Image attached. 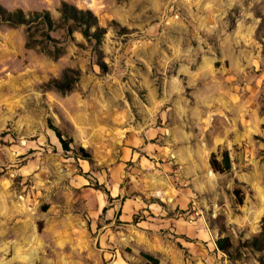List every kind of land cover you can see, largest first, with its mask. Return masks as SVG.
Masks as SVG:
<instances>
[{
	"label": "rangeland",
	"instance_id": "1",
	"mask_svg": "<svg viewBox=\"0 0 264 264\" xmlns=\"http://www.w3.org/2000/svg\"><path fill=\"white\" fill-rule=\"evenodd\" d=\"M0 7V264H264V0Z\"/></svg>",
	"mask_w": 264,
	"mask_h": 264
},
{
	"label": "trees",
	"instance_id": "2",
	"mask_svg": "<svg viewBox=\"0 0 264 264\" xmlns=\"http://www.w3.org/2000/svg\"><path fill=\"white\" fill-rule=\"evenodd\" d=\"M62 14L66 17V18H71L74 21H86V24L88 26H97L98 30H101L99 25H98V20L95 17V15H93V13H91L90 11H80L68 4H64L63 8H62ZM0 15L8 22H18L19 24H25V15L22 11H19L17 13H9L7 11H5L2 7H0ZM58 137L61 140V143L63 145V148L67 151H69V144L66 143L65 141H63L62 136L58 135ZM223 165L224 167L222 168L220 166L219 163H214L212 165L213 169L217 172H229L231 170V160L228 156V154H226L224 156L223 159ZM235 196H236V200H237V204L238 205H243L244 202V195L241 191L237 190L235 191ZM246 246L248 247H252L254 249H262L264 247V225L262 226V231L260 233L259 236H255L253 237L250 241L246 242ZM218 247L225 251L228 252L227 247L224 245V241L218 243ZM147 260L156 263L157 261L150 256H146Z\"/></svg>",
	"mask_w": 264,
	"mask_h": 264
},
{
	"label": "crops",
	"instance_id": "3",
	"mask_svg": "<svg viewBox=\"0 0 264 264\" xmlns=\"http://www.w3.org/2000/svg\"><path fill=\"white\" fill-rule=\"evenodd\" d=\"M156 137L158 142H160L161 135L159 132L150 133V131H142L139 129L127 134L124 142V159H130L132 157V152L136 153L138 156L141 155V152L149 148V142L153 141ZM134 156L135 155H133V158Z\"/></svg>",
	"mask_w": 264,
	"mask_h": 264
}]
</instances>
